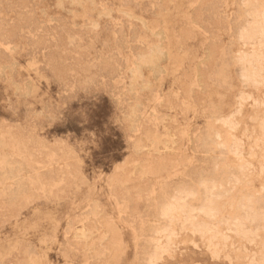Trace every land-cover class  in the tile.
<instances>
[{
  "label": "rangeland",
  "instance_id": "rangeland-1",
  "mask_svg": "<svg viewBox=\"0 0 264 264\" xmlns=\"http://www.w3.org/2000/svg\"><path fill=\"white\" fill-rule=\"evenodd\" d=\"M263 29L264 0H0V264H264Z\"/></svg>",
  "mask_w": 264,
  "mask_h": 264
},
{
  "label": "bare ground",
  "instance_id": "bare-ground-1",
  "mask_svg": "<svg viewBox=\"0 0 264 264\" xmlns=\"http://www.w3.org/2000/svg\"><path fill=\"white\" fill-rule=\"evenodd\" d=\"M263 30H264V29H263ZM160 47H161V46H160ZM156 48H157V47H156ZM156 48H154V49L156 50ZM154 52H155V51H154ZM162 55H164V54H162ZM245 57H246V56H245ZM246 58H247V57H246ZM241 59H242V58H241ZM243 60H244V58H243ZM245 60H246V59H245ZM249 60H250V59H249ZM248 62H249V61H248ZM250 62H251V60H250ZM245 74H246V73H245ZM243 75H244V74H243ZM244 76H245V75H244ZM246 76H250L249 73H247ZM248 78H250V77H248ZM252 78H253V75H252ZM254 78H255V77H254ZM251 80L253 81V79H251ZM255 81H256V79H255ZM237 149H238V148H237ZM239 150H241V149L239 148ZM235 151H236V149H235ZM236 152H237V151H236ZM239 152H240V151H239ZM239 152H238V153H239ZM236 154H237V153H236ZM240 160L242 161L243 159L241 158ZM242 162H244V161H242ZM243 164H244V163H243ZM227 165H229V164H227ZM245 165H246V164L242 165L241 169H244L243 167H244ZM223 166H224V165H222L221 167H223ZM231 166H232V165H231ZM226 167H227V166H226ZM233 167H234V166H233ZM237 168H238V167H237ZM239 168H240V167H239ZM222 169H223V168H222ZM228 169H229V167H228ZM213 170H214V172H215L216 169H213ZM226 170H227V169H226ZM217 171H219V170H217ZM224 171H225V168H224ZM228 171H229V170H228ZM230 171H231V170H230ZM246 171H247V170H246ZM222 172H223V171H222ZM226 172H227V171H226ZM243 172H245V169H244ZM220 173H221V172H220ZM223 173H225V172H223ZM246 173H247V172H246ZM217 174H218V173H217ZM217 174H216V175H217ZM216 175L214 174V175H212V176L215 177ZM222 175H223V174H222ZM225 176H226V175H225ZM227 176H228V178L230 177L228 174H227ZM235 176H236V175H235ZM243 176H244V175H243ZM243 176H240V177H243ZM212 178H213V177H212ZM216 178H217V176H216ZM225 178H226V177H225ZM228 178H227V179H228ZM243 178H244V177H243ZM245 178H246V177H245ZM214 179H215V178H214ZM219 179H220V177H219ZM209 180H211V178H209ZM209 180H208V181H209ZM220 180H221V179H220ZM220 180H219V181H220ZM222 180H223V179H222ZM224 180H226V179H224ZM228 180H230V179H228ZM211 181H212V180H211ZM230 181H231V180H230ZM230 181H229V182H230ZM237 181H239V180H237ZM242 181H243V180H242ZM242 181H241V182H242ZM216 182H218V179L216 180ZM222 182H223V181H222ZM225 182H226V181H224V183H225ZM229 182H228V183H229ZM213 183H214V182H213ZM247 183H248V182H247ZM260 183H261V182H260ZM221 184H222V183H221ZM225 184H226V183H225ZM246 186H247V185H245V187H246ZM262 186H263V185H262ZM208 187H209V184H208L207 188H208ZM211 187H212V185H211ZM205 188H206V187H205ZM208 190H209V189H208ZM208 190H207V191H208ZM211 190H212V189H211ZM196 191L199 192V190H196ZM204 191H205V189H204ZM212 191H213V190H212ZM212 191H211V192H212ZM251 191H252V190H251ZM191 192H192V191H191ZM191 192H190V193H191ZM219 192H220V191H219ZM248 192H249V191H248ZM193 193H194V192H193ZM193 193H192V195L194 196L195 193H194V194H193ZM199 193H200V197H201V195H202V197H203L204 194H201V192H199ZM203 193H204V192H203ZM207 193H208V192H207ZM243 193H244V192H243ZM246 193H247V192H246ZM246 193H245V195H246ZM187 194H188V193H186V195H187ZM249 194H250V193H249ZM249 194H248V195H249ZM251 194H253V193H251ZM184 195H185V194H184ZM184 195H183V199H182V197H181L182 195L180 196L181 199H182L183 201H184V199H185ZM207 195H208V194H207ZM214 195H215V194H214ZM248 195H246V196L248 197ZM167 196H168V195H167ZM167 196H166L165 198H167ZM205 196H206V194H205ZM212 196H213V195H212ZM231 196H232V195H231ZM251 196H252V195H251ZM168 197H169V196H168ZM180 197H177V198H180ZM202 197H201V198H202ZM206 197H207V196H206ZM208 197H210V195H209ZM208 197H207V198H208ZM243 197H244V196H243ZM249 197H250V196H249ZM249 197H248V199H247L248 201L252 198V197H251V198L249 199ZM255 197H256V196H255ZM169 198H170V197H169ZM196 198H197V197H196ZM198 198H199V196H198ZM210 198H211V197H210ZM256 198H257V197H256ZM258 198H259V197H258ZM261 198H262V196H261ZM192 199H193V198H192ZM205 199H206V198H204V201H200V202H205ZM212 199H213V198H212ZM212 199H210V200H212ZM214 199H215V198H214ZM214 199H213V200H214ZM242 199H244V198H242ZM242 199L239 200V201H242V204H241V202H240V204H238L239 206H240V205L243 206V202H244V201H243ZM254 199H255V198H254ZM167 200H168V199H167ZM179 200H180V199H179ZM179 200H178V201H179ZM182 200H180V201H182ZM196 200H197V199H196ZM202 200H203V199H202ZM208 200H209V198L206 199V201H208ZM210 200H209V201H210ZM245 200H246V199H245ZM252 200H253V199H252ZM252 200H251V201H252ZM259 200H260V199H259ZM175 201H176V200H175ZM193 201H194V200H193ZM216 201H217V199H216ZM216 201H212V203H214V202L217 203ZM232 201H233V200H232ZM239 201H238V202H239ZM256 201H257V200H256ZM176 202H177V201H176ZM194 202H195V201H194ZM198 202H199V201H198ZM198 202H197V203H198ZM218 202H219V201H218ZM236 202H237V201H236ZM245 202H246V201H245ZM259 202H260L261 207H262V202H261V201H258L257 203H259ZM207 203H209V202H207ZM215 203H214V205H216ZM232 203H233V202H232ZM234 203H235V201H234ZM253 203H255V202H253ZM263 203H264V202H263ZM180 204H181V206H182L183 202H182V203L180 202ZM185 204L187 205V202H186ZM189 204H190V203H188V205H189ZM202 204H203V203H202ZM205 204H206V202H205ZM236 204H237V203H236ZM183 205H184V204H183ZM186 205H185V206H186ZM188 205H187V206H188ZM195 205H196V204H195ZM199 205H201V204L199 203ZM210 205H211V204H210ZM220 205H222V204L220 203ZM233 205H235V204H233ZM247 205H249V204L247 203ZM252 205H253V204H252ZM252 205L250 204V206H252ZM257 205H258V204H257ZM171 206L173 207L174 204L172 205V203H171L170 207H171ZM191 206H192V208H193V205H192V204H191ZM206 206H209V205L206 204ZM239 206H238V207H239ZM175 207H176V204H175ZM178 207H179V202H178ZM194 207H195V206H194ZM197 207H198V206H196V208H197ZM199 207H200V206H199ZM213 207H215V206H213V204H212V207H211V208L213 209V211H215ZM221 207H222V206H220V208H221ZM248 207H249V206H248ZM263 207H264V205H263ZM156 208H157V207H156ZM179 208H180V207H179ZM179 208H178V209H179ZM182 208H183V207H182ZM188 208H189V206H188ZM190 208H191V207H190ZM192 208H191V210L194 209V208H193V209H192ZM203 208L207 209V207H205V206H202V207H201V209H202V214H203V212H205V211H206V214H207L209 210H208V211L205 210V209L203 210ZM208 208H209V207H208ZM244 208H245V207H244ZM249 208H250V207H249ZM252 208H253V207H252ZM255 208H256V206H255ZM259 208H260V205H259ZM259 208H258V209H259ZM162 209H163V208H162ZM167 209H169V206H168ZM171 209H173V208H171ZM171 209H169V211H170ZM178 209H177V210H178ZM180 209H181V208H180ZM180 209H179V211H180ZM186 209H187V208H186ZM201 209L199 208V212H198V213H201ZM209 209H210V208H209ZM212 209H211V210H212ZM215 209H216V207H215ZM217 209H218V206H217ZM221 209H222V208H221ZM236 209H237V207H236ZM239 209H240V211H241V210H242V207H240ZM261 209H263V208H260V212H262ZM155 210H156V209H155ZM159 210H160V209H159ZM184 210H185V209H184ZM187 210H189V209H187ZM194 210H195V209H194ZM246 210H247V209H246ZM263 210H264V209H263ZM156 211H157V210H156ZM173 211H175V209H174ZM173 211H172V212H173ZM181 211L183 212V209H181ZM185 211H186V210H185ZM185 211H184V212H185ZM197 211H198V209H197ZM228 211H230V210H228ZM232 211H233V209H232ZM238 211H239V210L237 209V212H238ZM248 211H251V208H250V210L248 209ZM248 211H246V212H248ZM253 211H254V209H253ZM166 212H168V211L165 210V213H166ZM170 212H171V211H170ZM175 212H176V211H175ZM184 212H183V213H184ZM187 212H188V211H187ZM209 212H210V211H209ZM219 212L221 213L220 210H219ZM251 212H252V211H251ZM251 212H248V213H251ZM165 213H163V214H165ZM173 213H174V212H173ZM173 213H171V216H172ZM176 213H177V212H176ZM196 213H197V212H196ZM211 213H212V215H213L214 212L211 211ZM257 213H258V212H257ZM262 213H263V212H262ZM262 213H261V216H262ZM189 214H190V210H189V212L187 213V215H189ZM191 214H192V213H191ZM206 214H205V215H206ZM216 214H218L217 211H216L215 215H216ZM231 214H232V213H231ZM237 214H238V213H235V216H236ZM252 214H253L252 217H251V216H250V217H251V219H252V218L254 219L255 216L258 215V214H260V213H258V214L255 215V214L252 212ZM263 214H264V213H263ZM166 215H170V213H169V214H166ZM177 215H178V214H177ZM179 215H181V214H179ZM187 215L184 214L183 216L188 217V220H190V219H191L190 216H187ZM203 215H204V214H203ZM224 215H225V214H224ZM229 215H230V213H229ZM229 215H228V216H229ZM240 215H241V213H240ZM240 215H239V216H240ZM243 215H244V214H243ZM254 215H255V216H254ZM198 216H200V215H198ZM206 216L209 217V214L206 215ZM231 216H232V215H231ZM247 216L249 217V215H247ZM253 216H254V217H253ZM258 216H260V215H258ZM261 216H260V217H261ZM173 217H174V216H173ZM173 217H172V218H173ZM192 217H193V216H192ZM196 217H197V216H196ZM196 217H195V215H194L193 218L197 219L198 217H197V218H196ZM200 217H201V216H200ZM223 217H224V216H223ZM237 217H238V216H237ZM237 217H236V218H237ZM263 217H264V215H263ZM183 218L185 219V217H183ZM213 218H214V217H213ZM239 218H240V217H239ZM239 218H238V220H239ZM165 219H166V218H165ZM186 219H187V218H186ZM198 219H199V218H198ZM198 219H197V220H198ZM201 219H202V218H201ZM210 219H211V217H210ZM251 219H250V220H251ZM258 219H259V217H258ZM262 219H263V218H262ZM188 220H187V221H188ZM204 220H205V219H204ZM220 220H222V218H221ZM233 220H234V219H233ZM246 220H247V219H246ZM255 220H256V219H255ZM187 221H186V222H187ZM190 221H191V220H190ZM193 221H194V220H193ZM199 221H200L199 224H202V223H205V222H206V221L203 222V220H202V223H201V220H199ZM199 221H198V222H199ZM208 221H209V220H208ZM208 221H207V222H208ZM259 221H260V220H259ZM262 221H263V220H262ZM198 222L196 221V223H198ZM207 222H206V223H207ZM187 223H189V221H188ZM238 223H239V222H238ZM244 223H245V222H244ZM249 223H250V221H249ZM255 223H256V221H255ZM255 223H254V224H255ZM262 223H263V222H262ZM190 224H192V225H191V226H192L191 228H194V225H193V222H192V221H191ZM190 224H187V225L190 226ZM235 224H236V223H235ZM254 224H253V226H255ZM256 224L258 225L259 223H256ZM260 224H261V223H260ZM178 225H179V224H178ZM197 225H198V224H196V226H197ZM245 225H246V224H245ZM196 226H195V227H196ZM204 226H206V227H205V231L208 229V232H209L210 229H209L208 226H210V224L208 223V226L204 224ZM204 226L202 225V228H203ZM238 226H239V225H238ZM241 226H242V225H241ZM197 227H198V226H197ZM207 227H208V228H207ZM235 227H237V226H235ZM239 227H240V226H239ZM239 227H238V228H239ZM198 228H200V225H199ZM210 228H211V227H210ZM238 228H236V229H237L236 231L239 230ZM194 229H196V228H194ZM242 229H243V228H242ZM242 229H241V230H242ZM244 229H245V228H244ZM248 229H249V228H248ZM198 230L201 231V229H198ZM203 230H204V229H202V231H203ZM213 230H214V229H213ZM213 230L210 231V232H213ZM241 230L238 231V233L243 231V230H242V231H241ZM200 231H199V232H200ZM202 231H201V233H202ZM215 231H216V230H215ZM208 232H207V234H209ZM247 232H248V231H247ZM216 233H217V232H216ZM216 233H215V234H216ZM243 233H244V232H242V234H243ZM242 234H241V235H242ZM247 234H249V232H248ZM247 234H246V235H247ZM84 235H85V234H84ZM202 235H203V234H202ZM204 235H205V233H204ZM211 235H212V233H211ZM242 236L245 237V235H242ZM247 236L249 237V235H247ZM210 237H211V236H210ZM165 241H166V240H165ZM263 247H264V246H263ZM262 249H263V248H262ZM263 250H264V249H263ZM263 258H264V255H263Z\"/></svg>",
  "mask_w": 264,
  "mask_h": 264
}]
</instances>
